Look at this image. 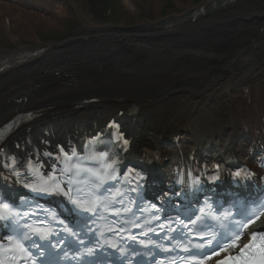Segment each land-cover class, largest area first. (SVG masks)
Returning <instances> with one entry per match:
<instances>
[{"label":"bare ground","instance_id":"obj_1","mask_svg":"<svg viewBox=\"0 0 264 264\" xmlns=\"http://www.w3.org/2000/svg\"><path fill=\"white\" fill-rule=\"evenodd\" d=\"M19 1L28 7L0 1V37L14 43L33 41L38 31L62 28V8L43 3L38 8L33 2L39 0ZM72 1L85 26H99L78 7L81 0ZM150 1L121 0L122 24L98 30L88 47L80 38L35 48L0 43V124L25 108H43L46 118L61 115L66 120L68 112L78 113L76 106L97 97L98 110L139 105L137 119H129L130 135L138 145H147L176 134L174 129L189 122L201 132L202 143L208 135L219 134L215 124L222 117H264V0H248L189 25L158 22L142 27L134 18L137 8L153 10L157 16L165 0ZM174 3L186 7L181 1ZM130 19L135 23L127 27ZM116 73L132 76L118 78ZM92 79L99 81L86 86ZM231 134L224 135L226 142ZM184 140L183 145L188 144Z\"/></svg>","mask_w":264,"mask_h":264},{"label":"rangeland","instance_id":"obj_2","mask_svg":"<svg viewBox=\"0 0 264 264\" xmlns=\"http://www.w3.org/2000/svg\"><path fill=\"white\" fill-rule=\"evenodd\" d=\"M65 1V0H64ZM174 1H181L183 5L188 6L189 4H193L196 2H203L204 0H165L164 4L162 5L163 9L161 13L157 16L152 13H148L145 11V8L138 7V11H135L134 18L140 22L141 26H151L155 23L162 22L165 24L175 23V14L170 15L169 13L181 10L182 7H177ZM221 0H216L219 2ZM248 0H237L235 3L222 6L218 8H208L205 10V13L202 14L198 19H206L215 14L223 13L229 10H233L237 8L242 3H245ZM67 6L64 10V15L62 16L63 24L62 28L59 30H52V31H38V39L33 41H27L25 39H19L17 43L11 42L10 40H6L0 37V43L8 46V48H17L18 46L23 47H38L40 43H49V42H57L60 40L65 39L66 37L70 36H80V35H91L92 37L95 32L98 30L94 28L90 30V28L82 23L78 18V10L73 7L72 0H67ZM215 0H210L211 5L216 6ZM144 3H151L150 0H144ZM169 4L172 7H167ZM79 8H82L84 11H87L91 16L92 19L99 25L103 27L115 26L117 24H122V19L125 16L124 7L122 6L121 0H81ZM204 6L199 8V11L202 10ZM183 9V8H182ZM198 10V9H197ZM197 10L195 12H197ZM136 15L138 17H136ZM158 20V21H157ZM171 20V21H169ZM193 18L188 19L186 22L182 23L183 25H189L195 22ZM135 21L130 19V23H127L126 26L130 27L133 25ZM150 24V25H149ZM118 26V25H117ZM37 36V35H36Z\"/></svg>","mask_w":264,"mask_h":264},{"label":"snow or ice","instance_id":"obj_3","mask_svg":"<svg viewBox=\"0 0 264 264\" xmlns=\"http://www.w3.org/2000/svg\"><path fill=\"white\" fill-rule=\"evenodd\" d=\"M123 143L125 145H127L128 141L125 139V140H123ZM60 151L62 153L64 152V149L62 146L60 147ZM64 155H65V157L68 156L67 153H64ZM107 158H108V153L107 152H101V153H99L98 158L92 157L91 159L94 160L98 164L99 160L107 159ZM113 164H115V161H112L111 163L106 164L104 166V168L101 169L100 171H93L92 168L83 169L82 171H84L86 173H90L95 178V182L97 184V189H100L108 180L114 179V177H112L111 175H109L107 173V170L111 169ZM66 171L71 173L72 169H66ZM77 174H79V173H77ZM17 175H19V173H17ZM235 175H236V177H240L241 173L236 172ZM71 184H72V181L70 179L67 182V185H61V184L48 185L45 183V184H26L24 186L26 188H29L32 192L37 193L38 195L67 197L70 204L75 208L76 211L81 213L84 222L87 223V221L89 219H91V216L94 215L98 211L96 205L98 203H102V201H100L98 199L83 201V200L74 198L72 195H70L72 188L68 187ZM66 187L68 188L67 191L65 190ZM100 195H103V193L101 192ZM5 199L6 198H4V197H0V219L8 220L9 222H11V220H13L17 216H19L20 213L13 211V208L15 207V205L11 204V203L4 202ZM24 215H28V214L25 213ZM217 219H219V217H217ZM191 222L195 223V221H191ZM180 223L183 224L184 221L180 220ZM41 224H43L42 221H41ZM60 224L63 226V231L67 232L69 236L76 238L75 242L77 244H79V245L84 244V241L79 238V235H80L79 232L73 231V229L71 227H69L68 225H64L63 221H60ZM76 226L82 227V225H80V224H77ZM245 227H246V225H245ZM30 232H31V234H29V232H27V231L23 232V233L18 232V235H21L23 241L30 242V247L35 248L37 251L40 252V255L43 256L44 255L43 244L38 243L37 239H34V237L38 238L39 241H49V243H50V238L52 237V232L48 228H44V227L30 228ZM88 232H92V229L88 228ZM252 235H253V239H255L256 233L254 232ZM133 239H135V237H133ZM237 239H239V237H237ZM9 240H11V237H9ZM64 243H65L64 240L59 241V244H61V245ZM234 246H235V242H234ZM251 246H252L251 244L245 245V248L251 247ZM15 247L17 249H19L21 252L27 251V249L24 248L23 243L17 242ZM111 247L113 249H116L117 245L112 244ZM119 251H121V253H123V249H120ZM95 252H96V249L88 247V248H86V250L83 253H81V255L94 256Z\"/></svg>","mask_w":264,"mask_h":264}]
</instances>
